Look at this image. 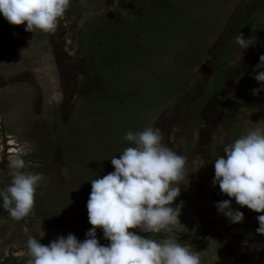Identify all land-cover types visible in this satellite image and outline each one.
Masks as SVG:
<instances>
[{
	"label": "rangeland",
	"instance_id": "rangeland-1",
	"mask_svg": "<svg viewBox=\"0 0 264 264\" xmlns=\"http://www.w3.org/2000/svg\"><path fill=\"white\" fill-rule=\"evenodd\" d=\"M139 2L149 12L131 10ZM258 9L261 23L264 0H70L52 33L26 32L0 14V191L17 156L24 172L44 177L29 216L14 220L0 206V264H26L32 236L44 245L68 234L85 240L90 180L114 171L111 158L133 146L127 132L148 127L186 158L189 174L171 205L183 202L180 223L131 231L174 240L199 253L201 264H264V235L256 233L264 213L232 199L244 219L231 224L215 207L229 197L212 184L221 141L264 130V91L252 94L262 87L253 69L264 55L263 25L243 35L255 40L249 48L232 42L220 90L206 92L227 41ZM197 98L202 105L189 116ZM96 238L109 243L100 228Z\"/></svg>",
	"mask_w": 264,
	"mask_h": 264
},
{
	"label": "clouds",
	"instance_id": "clouds-1",
	"mask_svg": "<svg viewBox=\"0 0 264 264\" xmlns=\"http://www.w3.org/2000/svg\"><path fill=\"white\" fill-rule=\"evenodd\" d=\"M69 5L70 0H0V14L11 25H26V32L52 33ZM236 43L244 50L255 40L239 33ZM260 68H264V55L253 69L254 79L262 85L252 89L254 96L264 91V71L256 72ZM124 139L133 146L125 148L118 158H111L114 171L90 180L86 208L92 227L86 239L79 241L68 234L44 245L29 237L26 264H201L199 253L174 240L150 239L131 231L160 233L180 223L183 202L175 208L171 205L180 195V185L187 181L186 158L164 143L158 128L129 131ZM221 143L223 154L214 159L212 184L229 199L215 207L231 224H238L244 214L232 209V199L240 207L264 213V130H250L232 143ZM9 167L11 182L0 191V206L19 221L32 213L36 190L44 177L24 172L25 162L19 156L10 160ZM257 221L256 233L264 235V214L258 215ZM97 228L102 229L107 246L96 238Z\"/></svg>",
	"mask_w": 264,
	"mask_h": 264
},
{
	"label": "trees",
	"instance_id": "trees-1",
	"mask_svg": "<svg viewBox=\"0 0 264 264\" xmlns=\"http://www.w3.org/2000/svg\"><path fill=\"white\" fill-rule=\"evenodd\" d=\"M135 8L136 9H143V10L148 9L146 6V3H144V2H139V3H136L135 5L131 4V10H134ZM262 12H263L262 9H258V10H255L254 13L251 14V16L243 18L241 20V22L239 23V25L237 26V28L235 29V32L233 33V35H235L234 38L229 39L227 41L226 45L224 46L223 50L221 51L220 60L218 61V66H217L216 71L213 75V78L211 79V81L209 82V84L207 86V91H206L207 95L209 93L218 92L220 90L224 76L230 70V67L227 66L226 62L228 61L227 57H229L230 52H231L232 42L236 39V36L239 33H241L242 35L249 33V28L255 34L256 30L259 29V26H262V25L264 26V21H262L261 23H257V20L259 19L258 15H259V13H262ZM151 13H153V12L150 11V14ZM202 102H203L202 98H197L194 101H191L189 103L188 109H187L188 115L189 116L197 115L198 110H199L200 106L202 105Z\"/></svg>",
	"mask_w": 264,
	"mask_h": 264
},
{
	"label": "water",
	"instance_id": "water-1",
	"mask_svg": "<svg viewBox=\"0 0 264 264\" xmlns=\"http://www.w3.org/2000/svg\"><path fill=\"white\" fill-rule=\"evenodd\" d=\"M216 240V242L219 244V245H221V246H223L224 248H226V245H225V243L223 242V241H221V240H219V239H215Z\"/></svg>",
	"mask_w": 264,
	"mask_h": 264
}]
</instances>
